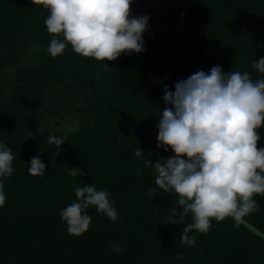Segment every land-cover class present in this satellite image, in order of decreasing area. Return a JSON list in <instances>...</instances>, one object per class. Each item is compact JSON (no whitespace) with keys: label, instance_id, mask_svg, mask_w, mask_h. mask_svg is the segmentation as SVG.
<instances>
[{"label":"trees","instance_id":"1","mask_svg":"<svg viewBox=\"0 0 264 264\" xmlns=\"http://www.w3.org/2000/svg\"><path fill=\"white\" fill-rule=\"evenodd\" d=\"M131 9L149 16L145 50L97 61L70 44L52 57L47 9L0 0V142L14 154L13 174L0 178V264H264V195L240 222L213 220L181 246L191 214L182 215L174 192L151 191L155 176L145 167L174 155L157 146L165 86L174 91L215 65L264 77L252 67L264 57V0H135ZM48 132L66 139L58 151ZM140 147L142 158L134 155ZM34 156L43 176L27 172ZM72 167L89 174L73 177ZM86 183L110 193L118 216L89 208V229L73 236L60 213ZM113 243L122 251H111Z\"/></svg>","mask_w":264,"mask_h":264},{"label":"clouds","instance_id":"2","mask_svg":"<svg viewBox=\"0 0 264 264\" xmlns=\"http://www.w3.org/2000/svg\"><path fill=\"white\" fill-rule=\"evenodd\" d=\"M135 0H32L47 9L44 23L52 35L48 52L61 55L70 44L75 53L97 61L116 60L121 53L132 55L145 50L143 34L149 27L148 15H133ZM63 37V39L60 38ZM107 66V65H105ZM252 67L264 74V57ZM163 112L156 116L157 146L174 153L155 163V186L177 195L182 215L191 214L192 222L183 226L180 244L193 245L190 233H206L213 220L232 218L240 222L258 207L253 198L264 195V146L257 147L264 128V77L253 80L249 71L225 73L215 65L199 70L174 84V91L163 89ZM47 141L57 151L66 141L63 136L47 133ZM142 149L134 155L142 158ZM14 154L0 142V178L13 174ZM27 172L43 176L45 164L39 156L30 159ZM68 173L84 176L81 168H67ZM76 199L61 210V220L73 236L85 233L92 222L89 208L115 221L117 209L110 193L94 184L75 186ZM3 180L0 179V207L5 204ZM175 210H173L174 214ZM175 223L174 215L169 217ZM110 250L122 251L118 243ZM178 259H183L178 254Z\"/></svg>","mask_w":264,"mask_h":264}]
</instances>
